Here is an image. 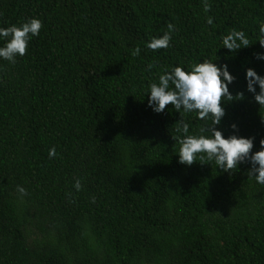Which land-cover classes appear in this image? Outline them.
I'll use <instances>...</instances> for the list:
<instances>
[{
  "label": "trees",
  "instance_id": "obj_1",
  "mask_svg": "<svg viewBox=\"0 0 264 264\" xmlns=\"http://www.w3.org/2000/svg\"><path fill=\"white\" fill-rule=\"evenodd\" d=\"M33 17L26 55L0 60V264H264V185L249 165L180 164L178 121L194 135L205 122L146 107L164 69L227 63L245 99L223 101V131L235 122L258 151L264 106L245 71L264 75V0H0V27ZM168 23L170 46L148 49ZM233 29L250 44L230 53Z\"/></svg>",
  "mask_w": 264,
  "mask_h": 264
},
{
  "label": "clouds",
  "instance_id": "obj_2",
  "mask_svg": "<svg viewBox=\"0 0 264 264\" xmlns=\"http://www.w3.org/2000/svg\"><path fill=\"white\" fill-rule=\"evenodd\" d=\"M210 5L205 3L207 11ZM211 24L212 20L209 19ZM43 22L38 18H30L19 26L10 25L0 27V60L16 63L18 57L27 53L29 42L33 37L40 35ZM167 31L162 36L152 37L146 42V47L152 51L167 49L172 40L174 25L168 23ZM262 34L259 44L264 48V25L259 29ZM250 44L245 32L233 29L222 37V45L230 53L247 48ZM140 54V48L133 49L132 55ZM256 60L264 61V51L255 53ZM148 70H152L153 64H149ZM230 73L227 63H217L210 59H204L192 63L188 69L183 64L170 66L158 76V82H152L148 86L147 105L156 114L163 113L166 106L171 105L175 112L182 114L195 113V116L204 121V127L200 129V135L188 134L190 124L183 119L178 121L177 132L184 135L176 139L180 145L178 162L190 166L198 154L200 159L214 161L217 168L225 173L232 169H238L242 164L249 165L248 175L257 183L264 185V139L259 141V150L253 152L255 137H245L239 134V126L235 122L229 127L231 134L225 135L222 121L226 115L223 101H243L245 93L230 91V85L235 81ZM246 91L252 95V99L259 106H264V75H260L253 68L245 71ZM211 120V124L208 121ZM49 158L57 156L55 147L50 148ZM74 188L78 192L82 189L81 180L74 182ZM22 199L28 195L22 186L16 188ZM71 195V194H69ZM93 198V202H94Z\"/></svg>",
  "mask_w": 264,
  "mask_h": 264
}]
</instances>
